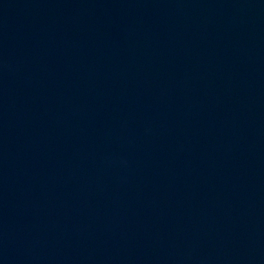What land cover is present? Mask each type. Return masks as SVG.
Wrapping results in <instances>:
<instances>
[{"label":"water","instance_id":"water-1","mask_svg":"<svg viewBox=\"0 0 264 264\" xmlns=\"http://www.w3.org/2000/svg\"><path fill=\"white\" fill-rule=\"evenodd\" d=\"M0 264H264V0H0Z\"/></svg>","mask_w":264,"mask_h":264}]
</instances>
